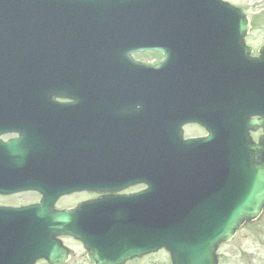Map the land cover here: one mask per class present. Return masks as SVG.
Instances as JSON below:
<instances>
[{"label":"water","instance_id":"obj_1","mask_svg":"<svg viewBox=\"0 0 264 264\" xmlns=\"http://www.w3.org/2000/svg\"><path fill=\"white\" fill-rule=\"evenodd\" d=\"M146 1L148 6L140 7V0H121L120 8L133 12L131 16L133 23L140 25H145V22H140L141 10L150 14L156 22L152 34L145 26H139V33L136 36L134 34L136 29L123 28L122 22L126 21L123 19L115 24L118 27L116 33L129 36L131 32L130 39L137 41H142L145 36H153L155 42L153 48L169 43L170 47L158 48L164 54L167 50L184 52L186 45L243 42V37L248 31V21L237 11L220 4L218 0ZM107 2L111 1L105 0L98 9H111L103 5ZM51 3L50 0H24V10L28 13L54 10ZM12 41H15L14 37L8 33H0L1 43ZM24 42L58 43L64 42V39L56 31L34 29L25 31ZM82 56L85 60L84 85H87L90 93L95 94L84 104L98 106L100 105L97 95L100 72L98 46L83 50ZM186 62L185 58L167 56V62L149 72L153 77V85L147 88L154 90L162 87L161 73L170 64L174 68L182 66V70H176V74L180 72L185 75V82L194 83L193 90L197 95L212 97L216 105L231 103L234 100L233 86L220 74L215 71L189 72L183 69ZM30 64L26 63V60L17 61L14 67L19 66L20 70L13 73L9 71L6 77H0V104H38L32 100L23 101L33 99V93L27 94L28 97L25 99L22 98L23 88L31 89L35 83L34 79L28 77L37 76L39 73ZM207 64L201 62L195 66L208 68ZM189 75L196 78L190 80ZM175 82L176 80H170V84ZM158 83L159 87L156 86ZM49 99L50 101L42 100L39 104L55 105L53 95ZM239 109L243 110L244 107L240 106ZM255 123L257 122H251L250 126ZM261 125L264 126V122ZM248 145L249 159L246 163L238 161L232 166L230 181L220 183L214 192L212 205L200 206L195 216L186 205L187 184L180 179L179 174L174 173L175 168L172 166L169 172L166 169H159L157 176L153 177L149 221L146 218L143 198L107 200L93 204L89 208L83 204L72 210L54 208L55 199L65 193L81 189L98 191L96 176H89L87 183L83 181L84 177H78L72 182L69 181L70 177L59 178V182L64 184V189L71 188L60 194H55L59 191L53 187L49 177H0V193L11 194L38 189L45 196L35 207L17 211L0 210V264H35L40 259L46 260L48 264H65L68 260V251L58 240L61 236L81 241L89 251L87 258L91 264H124L130 259L163 247L171 252L173 264H218L215 256L218 246L232 239L235 231L246 220L257 218L264 207V137L260 146ZM14 147L15 145H7L3 148L11 151ZM18 153L21 154L22 151ZM255 157L258 158L257 161ZM184 212L187 213L188 219L181 221L180 216ZM146 230L149 231L150 243H146Z\"/></svg>","mask_w":264,"mask_h":264},{"label":"rangeland","instance_id":"obj_2","mask_svg":"<svg viewBox=\"0 0 264 264\" xmlns=\"http://www.w3.org/2000/svg\"><path fill=\"white\" fill-rule=\"evenodd\" d=\"M241 6L254 20L253 28L247 41L264 42V0H231ZM146 59H148L146 57ZM36 195L6 198L5 204H29L37 200ZM86 194L73 195L62 199L57 206H75L86 201ZM69 248L70 260L67 264H89L86 251L80 242L70 238H63ZM219 264H264V218L258 223H251L242 227L232 242L224 243L218 250ZM37 264H47L39 261ZM128 264H171L170 257L165 251H160L140 260L130 261Z\"/></svg>","mask_w":264,"mask_h":264},{"label":"flooded vegetation","instance_id":"obj_3","mask_svg":"<svg viewBox=\"0 0 264 264\" xmlns=\"http://www.w3.org/2000/svg\"><path fill=\"white\" fill-rule=\"evenodd\" d=\"M245 45L251 50L250 56L253 58H258L259 57V50L264 46V43H254V42H249L246 41ZM45 110H39L38 112H43ZM0 112H4L3 110H0ZM10 112H20L19 110H12ZM38 118V117H35ZM41 124L42 121L40 120H30V121H22L20 120V117L18 116H13L8 122L3 123L0 120V129L4 128V127H8V128H19L23 125H27V126H42ZM185 134H186V139H193V138H200L205 136V131L200 127V126H196V125H190L185 127ZM261 132H257L256 134L252 135L253 139H257V136L260 134ZM18 135L17 134H7L4 136H1L0 139L1 140H8V139H13L16 138ZM2 199H0V205H3L1 202Z\"/></svg>","mask_w":264,"mask_h":264},{"label":"bare ground","instance_id":"obj_4","mask_svg":"<svg viewBox=\"0 0 264 264\" xmlns=\"http://www.w3.org/2000/svg\"><path fill=\"white\" fill-rule=\"evenodd\" d=\"M102 35L104 36L105 35V32L103 31L102 32ZM95 45H102L104 47V38H100L98 41L95 42ZM74 54L73 53H68V56L71 57L73 56Z\"/></svg>","mask_w":264,"mask_h":264}]
</instances>
